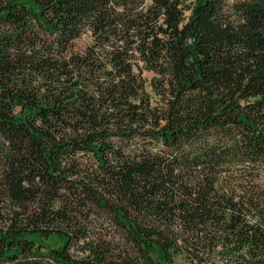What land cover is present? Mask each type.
I'll use <instances>...</instances> for the list:
<instances>
[{"label":"trees","instance_id":"obj_1","mask_svg":"<svg viewBox=\"0 0 264 264\" xmlns=\"http://www.w3.org/2000/svg\"><path fill=\"white\" fill-rule=\"evenodd\" d=\"M174 255L264 264V0H0V264Z\"/></svg>","mask_w":264,"mask_h":264},{"label":"rangeland","instance_id":"obj_2","mask_svg":"<svg viewBox=\"0 0 264 264\" xmlns=\"http://www.w3.org/2000/svg\"><path fill=\"white\" fill-rule=\"evenodd\" d=\"M146 79H147V86H148V91H150V88H149V81L151 79V75H146ZM45 245L47 247H58L61 245V242L58 240V239H51V240H47L45 241ZM171 264H187V262L185 261L184 257L181 256V255H174L173 257V261Z\"/></svg>","mask_w":264,"mask_h":264}]
</instances>
